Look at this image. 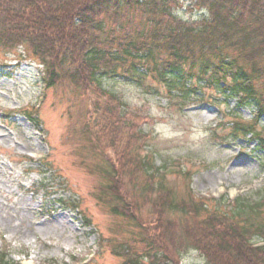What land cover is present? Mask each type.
I'll list each match as a JSON object with an SVG mask.
<instances>
[{"label":"trees","instance_id":"trees-1","mask_svg":"<svg viewBox=\"0 0 264 264\" xmlns=\"http://www.w3.org/2000/svg\"><path fill=\"white\" fill-rule=\"evenodd\" d=\"M191 1L205 12L194 24L176 16L182 0H0V51L23 49L35 58L44 89L72 91L86 103L84 118L97 113L105 131L119 124L111 107L118 99L103 88L108 79L139 87L150 81L151 89H165L171 100L204 89L223 92L239 106L255 108L252 119L232 122L231 136H250L264 152V0ZM104 97L107 107L99 101ZM111 132L115 143L101 139L96 152L101 163L95 170L103 179L96 195L127 225L131 244L125 243L123 264H181L191 253L205 264H264V196L254 203L237 199L226 208L223 200L200 198L190 189L177 194L166 186L169 173H160L153 154L132 153L133 161L117 164L114 152L125 153L129 141L124 148L127 132ZM127 171L145 178L139 195L124 196L116 188ZM142 199L152 209L146 217ZM0 264H11L8 255L0 253Z\"/></svg>","mask_w":264,"mask_h":264},{"label":"rangeland","instance_id":"rangeland-1","mask_svg":"<svg viewBox=\"0 0 264 264\" xmlns=\"http://www.w3.org/2000/svg\"><path fill=\"white\" fill-rule=\"evenodd\" d=\"M203 13L191 0H182L176 16L194 24ZM42 71L23 49L0 51V253L11 264L124 263L127 225L96 195L103 182L95 170L101 163L96 152L101 139L108 146L115 143L111 131L122 137L127 132L124 148L129 141L131 151L114 152L117 164L133 161L132 153L153 154L155 167L169 173L166 186L177 194L190 189L198 197L223 200L226 208L237 199L254 203L264 196V152L250 136L234 139L230 131L237 117L252 119L254 107L239 106L238 99L213 89L171 100L165 89H151L150 81L143 88L108 79L103 88L118 99L111 107L119 124L105 131L97 113L84 118L86 103L72 91L44 90ZM106 99H99L102 107ZM125 122L132 126L126 128ZM99 134L104 137L97 141ZM122 174L116 188L124 196L127 191L139 195L143 175ZM142 201L146 217L152 209ZM181 264L205 261L191 253Z\"/></svg>","mask_w":264,"mask_h":264}]
</instances>
